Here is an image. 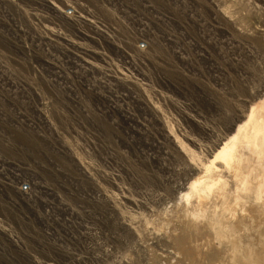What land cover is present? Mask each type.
<instances>
[{
    "label": "rangeland",
    "instance_id": "374dc122",
    "mask_svg": "<svg viewBox=\"0 0 264 264\" xmlns=\"http://www.w3.org/2000/svg\"><path fill=\"white\" fill-rule=\"evenodd\" d=\"M0 264H264V0H0Z\"/></svg>",
    "mask_w": 264,
    "mask_h": 264
},
{
    "label": "bare ground",
    "instance_id": "6f19581e",
    "mask_svg": "<svg viewBox=\"0 0 264 264\" xmlns=\"http://www.w3.org/2000/svg\"><path fill=\"white\" fill-rule=\"evenodd\" d=\"M233 159V154L230 150H228L226 147H221L215 156V160H220L223 162V164H229V161ZM226 164V165H227Z\"/></svg>",
    "mask_w": 264,
    "mask_h": 264
}]
</instances>
